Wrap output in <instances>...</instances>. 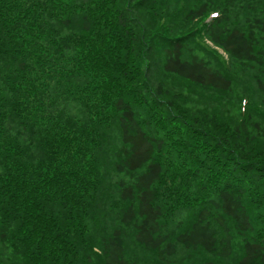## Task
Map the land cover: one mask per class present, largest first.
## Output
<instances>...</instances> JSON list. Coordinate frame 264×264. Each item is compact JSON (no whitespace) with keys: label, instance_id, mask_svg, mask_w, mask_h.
Returning <instances> with one entry per match:
<instances>
[{"label":"trees","instance_id":"obj_1","mask_svg":"<svg viewBox=\"0 0 264 264\" xmlns=\"http://www.w3.org/2000/svg\"><path fill=\"white\" fill-rule=\"evenodd\" d=\"M0 264H264V0H0Z\"/></svg>","mask_w":264,"mask_h":264},{"label":"snow or ice","instance_id":"obj_2","mask_svg":"<svg viewBox=\"0 0 264 264\" xmlns=\"http://www.w3.org/2000/svg\"><path fill=\"white\" fill-rule=\"evenodd\" d=\"M214 15H215V13H214Z\"/></svg>","mask_w":264,"mask_h":264}]
</instances>
